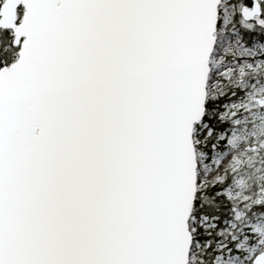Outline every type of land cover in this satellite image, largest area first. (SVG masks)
Segmentation results:
<instances>
[{"label": "snow or ice", "instance_id": "obj_1", "mask_svg": "<svg viewBox=\"0 0 264 264\" xmlns=\"http://www.w3.org/2000/svg\"><path fill=\"white\" fill-rule=\"evenodd\" d=\"M0 264H264V0H0Z\"/></svg>", "mask_w": 264, "mask_h": 264}]
</instances>
